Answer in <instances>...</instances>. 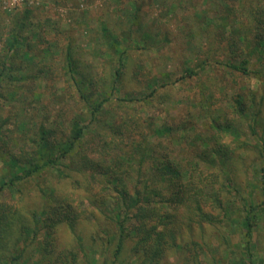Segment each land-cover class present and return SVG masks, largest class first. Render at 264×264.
<instances>
[{
  "label": "rangeland",
  "instance_id": "1",
  "mask_svg": "<svg viewBox=\"0 0 264 264\" xmlns=\"http://www.w3.org/2000/svg\"><path fill=\"white\" fill-rule=\"evenodd\" d=\"M132 4L139 8L134 25L126 14V9L129 15L133 14ZM25 9L33 12L32 23L42 38L32 43L38 54L36 62L51 66L48 67L50 76L41 75L43 85L36 86L38 91L18 88L14 90L15 99L0 108V118L8 122L11 152L17 155L26 149L30 139H36L40 128L44 130L53 125L54 137L61 131L67 132L71 125H86V129L75 143L73 157L58 161L59 172L46 168L11 189L3 187L0 190V217H3L6 232L8 230L6 235L0 236V264H9L5 262L7 256L15 255L24 246L27 252H20L16 264H96L91 260L92 252L87 251V246L92 247L100 239L93 243L90 234L95 235L96 228H103L111 235L115 225L108 218L113 208L121 210V202L116 201L119 200V190H122L120 183H124L129 193L138 184L132 169L123 174L120 164L112 160L117 156L118 148L104 143L110 138L120 139V134L112 135L106 128L117 127L120 117L128 116V122L133 118L139 122L134 116L131 119V114L137 115L143 123L178 126L184 135L193 136L195 128L194 132L201 134L207 152L214 143L212 122L234 121L235 129L228 131L221 142L232 153L230 163H226L220 154H213L207 164L213 166L217 163L219 166L210 169L200 163L202 174L187 175L181 183L188 190L189 186L203 180L207 192L224 194L219 200L227 205L229 216L224 221L227 223L224 229L229 232L228 244L239 240L242 234L240 220L244 214L241 199L250 198L255 204L264 200V157H259L256 152L259 147H264L259 140L260 137L264 139L260 128L264 122V67L257 56L251 54L245 64L247 74H240L226 66V60L229 61L225 59L223 49L226 44L222 50L207 44L203 28L204 21L210 20L207 15L223 16V9L216 0H0L2 35L14 15ZM138 21L144 26L149 25L150 32L157 33L160 42L144 43ZM111 39L117 41L115 50L118 51L109 49ZM254 43V37L248 35L246 49L254 50ZM46 47L51 54L43 59L42 49ZM66 49H71L77 70L87 80H92L91 88L86 90L89 101L107 98L104 110L94 120L90 108L77 93L74 81L63 69ZM120 53H123L122 60L118 58ZM242 57L237 56L239 60ZM259 57L261 59L262 55ZM13 62L26 66L29 74L35 70V66L23 63L17 57ZM186 68L193 69L196 75L185 76ZM116 70L119 74L113 83ZM111 84L114 85L113 91ZM152 91H155L153 96L141 103L123 105L120 102L124 97L143 98ZM238 93L244 98L243 108L248 117H238L229 109L233 103L231 99ZM23 119L26 125L19 130L15 124ZM252 124L256 125L254 134L248 130ZM236 135L238 141L233 139ZM239 141L248 144L244 152L237 148ZM2 147L1 144L0 180L9 174V168L1 160L8 157ZM84 159H88L86 168L79 169ZM92 163L97 165L95 170ZM113 178H119L117 188L111 181ZM222 182H231L234 192L227 194L225 188L220 191ZM174 192L183 193L181 188L171 187L170 193ZM203 206L212 210L218 207V203L209 197L204 199ZM170 208L169 230L178 239L181 234L180 240L187 242L188 251L168 250L162 264L187 263L195 251L192 243L202 247V252L198 253L199 263H206L210 258L226 260V253L219 251L220 235L212 228L214 223L208 224L202 215L186 212V208L180 205ZM66 214L70 215L74 230L67 218L58 219ZM214 216H218L217 213ZM53 221L54 226H51ZM255 223L253 237L264 240V211L257 214ZM26 230L30 231V236L18 240L17 235ZM105 234L102 235L104 239ZM78 239L85 252L76 244ZM255 255L260 257L258 253ZM141 262L140 255L123 264Z\"/></svg>",
  "mask_w": 264,
  "mask_h": 264
},
{
  "label": "trees",
  "instance_id": "2",
  "mask_svg": "<svg viewBox=\"0 0 264 264\" xmlns=\"http://www.w3.org/2000/svg\"><path fill=\"white\" fill-rule=\"evenodd\" d=\"M216 2L223 9V16L218 17L215 15L214 18L207 15L210 20L204 21L205 25H203L205 34L207 35V44L210 46L215 45L216 47L214 49L217 48V50H222L223 44H226L223 48L226 52L225 59H229V61L226 60V66L236 72H240V74H247L248 70L245 68V64L251 54L256 55L258 62L264 67V0H216ZM130 7L133 9L131 12L133 14L129 15L130 13L127 9L126 14L130 22L134 25L135 20H137L136 16L139 8H136L134 4ZM33 16V12L29 9L15 14L9 23L5 35L3 34V39V35L0 33V42L2 43L0 45V99H2L0 108L15 99L14 96L16 93L14 90L19 88L20 90L23 89V91L27 90L31 92L34 88L38 91L36 86L43 85H41V75L50 76L49 68L51 65L36 62L38 54L35 52L36 49L32 43L42 38H39V32L34 26L35 24L32 23ZM140 23L138 21L137 25L140 28L141 38L145 40L144 43L152 40L159 43L160 40L157 39L158 34H152L148 28L149 25L144 26V24ZM237 33H239L237 36H231ZM248 35H252L255 39L254 50L246 49L245 41ZM108 45H110L109 49L114 48L115 50L118 43L111 39V43ZM209 49H213V47ZM42 50L44 51L42 54L43 59L47 54H51V50L48 47ZM64 54L63 69L65 74L69 76L71 81H74L77 93L85 105L90 108V113L94 120L104 110V103L107 98L102 97L96 102L89 101L86 90H89L92 86L91 78L87 80L88 78L83 77L77 70L71 49H66ZM122 55L123 53H120L118 56L121 60ZM240 55H243V57L246 55L247 57L246 59H242V57L239 60L237 56ZM260 55H262L261 59L259 57ZM15 57L19 61H23V63L35 66L34 72L29 74V70L25 69L26 66L23 67L21 64L13 62ZM184 72V75L187 77L196 75L193 69L186 68ZM113 74L114 83L116 76L119 74L118 70ZM76 75L78 78H76ZM29 80L32 82H29ZM162 86H165V84ZM113 90L114 85L111 84V91ZM154 92L152 91L139 99L124 97L121 98L120 102L123 105L136 102L141 103L153 96ZM36 94L40 95L41 93L37 92ZM243 101L244 98L240 93L231 99L233 103L229 109L238 117H248L243 108ZM122 115L126 116L125 113H122ZM133 116L139 122L134 118L132 119ZM127 117H120V124L115 128L106 126L112 135L117 136L120 134V139L118 137L110 138L109 141L104 143L109 147L114 146L118 148V150L116 149L118 152L117 159L114 157L112 160L120 164V171L123 174L130 173L129 169H132L138 179V184H135V190L129 193L124 187V183H120L122 190H119V200L116 201L117 203L119 201L121 202V210L113 208L108 218L111 224L115 225L113 226V232L109 235L105 229L96 228L94 230L96 234H90L93 243L100 239V242L92 244V247L87 246V251L92 252L91 260L96 264H123L124 262L129 263L134 257L138 258L141 255L142 264H162L168 250L188 251L187 242L183 243L180 240L181 234L178 235V239L169 230L170 227L168 226V222L172 218L169 215L170 206L173 205L176 207L180 205L186 208V212H192L194 215L196 213L202 215L203 220L206 219L208 224L210 222L214 223L212 228L217 230L220 235L219 251L221 254L226 253L227 257L226 260L210 258L206 263H199L198 253L202 252V247L198 243H192L195 245V254L193 252L190 256L191 259L188 258L187 263L183 262V264H264V240L261 237H253L255 227L257 226L255 223L257 214L264 211V200L255 204L250 198L241 199L244 214L241 216L239 228L242 230V234L239 235V240L229 245L227 239L229 238V232L224 229L227 224L224 221L229 216L227 214V205L219 200L222 199L224 194L221 195L220 193V195H216V193L207 192L204 188L206 184L203 180L197 184H193V186H189L188 190L181 183L187 175L202 174L203 170L200 163H203L206 165V168L210 169L214 166H219L217 163L213 166L207 164V161L211 160L209 158L213 154H220L219 156H222L226 163H230L232 153L227 150L229 147L221 142L223 137L228 134V131L235 129L233 125L234 121L232 119H226L223 122H212L214 133L211 137L214 143L209 149L210 152H207L206 144L201 139V134L194 132L195 128L192 132L193 136L184 135L183 129L179 130L180 128L178 126H173L169 123L156 126L155 124L143 123L134 114L129 116L132 119L129 122ZM74 122L76 123V121ZM255 122L254 120L253 123ZM25 125L26 122L24 119L17 121L15 124L19 130H22ZM7 126V120L0 118V145L2 144V150L8 156L7 158H1V160L9 168V174L6 178L0 180V190L3 187L11 189L17 183L23 182L33 175H38L46 168H53L54 171L59 172L60 165L58 161L73 157L75 143L82 138L84 130L86 129V125L79 127L75 124L74 126L71 125L67 132L61 131L59 135L54 137L55 130L53 125L51 128L44 130L40 128L35 135L36 139L31 138L26 149H23L16 155L14 152H11L9 145L10 135L7 134L9 132L7 131ZM255 128L256 125L252 124L249 125L248 130L254 134ZM260 128L264 132V122L260 125ZM124 134L127 139L124 138ZM233 139L238 141L239 137L236 135L233 136ZM259 140L260 144H264L263 138L260 137ZM247 146L248 144L246 142L239 141L237 148L242 149L244 152ZM256 152L259 157H264V147H259ZM86 161L88 159H84V163H80L79 169L86 168ZM91 166L95 170L94 168L97 165L92 163ZM231 180L233 181V179ZM111 181L117 185L116 188L120 186V184L118 185L120 182L119 178H113ZM171 187L174 189L181 188L183 193L174 192L171 194ZM224 188L227 194L234 192L231 190V182H222L219 190H224ZM209 197L217 201V208L209 210L203 206L204 199ZM215 213L218 216H214ZM69 216V214H66L58 217V219L67 218L71 224L70 228L74 230V223L70 221ZM50 225L54 226V221ZM31 226L34 225L32 224ZM30 230H33V227H30ZM7 233L8 230L6 232L3 217H0V236L6 235ZM104 234L106 236L105 239L103 237ZM34 235L35 232L33 233ZM29 236L30 231L26 230L23 231L22 235H17V238L18 240L19 238H24L25 240V237ZM77 241L76 244L83 250L81 248V241L79 239ZM33 249L39 251L38 249ZM20 252H27L26 247L24 246L21 251H17L15 255L7 256L8 258L5 259V262L16 264L21 255ZM257 253L260 254V257H255ZM196 261L198 262L195 263Z\"/></svg>",
  "mask_w": 264,
  "mask_h": 264
}]
</instances>
